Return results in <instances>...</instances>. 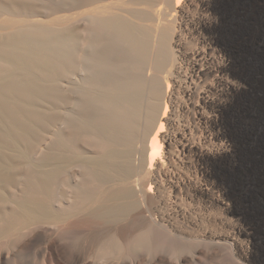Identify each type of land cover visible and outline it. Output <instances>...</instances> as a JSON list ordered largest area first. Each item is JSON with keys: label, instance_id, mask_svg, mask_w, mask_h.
Segmentation results:
<instances>
[{"label": "bare ground", "instance_id": "6f19581e", "mask_svg": "<svg viewBox=\"0 0 264 264\" xmlns=\"http://www.w3.org/2000/svg\"><path fill=\"white\" fill-rule=\"evenodd\" d=\"M25 255L264 264V0H0V264Z\"/></svg>", "mask_w": 264, "mask_h": 264}, {"label": "rangeland", "instance_id": "374dc122", "mask_svg": "<svg viewBox=\"0 0 264 264\" xmlns=\"http://www.w3.org/2000/svg\"><path fill=\"white\" fill-rule=\"evenodd\" d=\"M217 230H219L218 228H212V231H217ZM192 241V240H191ZM187 241V242H182V244L184 245V246H189V248H193V249H195V248H197V249H202L203 251H210V247L209 246H199V245H196L197 243L196 242H194V241ZM192 245V246H191ZM196 246V247H195ZM202 247H204V249L202 248ZM164 251H166V250H164ZM140 256V258H142V260H143V262L144 263H146V262H148L150 259H149V257H150V254H147V253H144V254H142V255H140V254H138V257ZM219 258V259H218ZM218 258H216V259H218V260H214L215 262L217 261V262H219V263H222V257H218ZM23 259L24 260H26V262L28 263V264H31V262H32V260H33V255H25L24 257H23ZM261 260H263L264 261V257H261L260 258ZM208 261H206L205 263L206 264H209V263H207ZM210 262H212V263H210V264H215V262H213V261H210Z\"/></svg>", "mask_w": 264, "mask_h": 264}]
</instances>
